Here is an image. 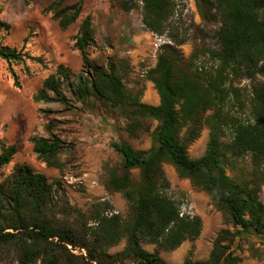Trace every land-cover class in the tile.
Segmentation results:
<instances>
[{"label": "trees", "instance_id": "1", "mask_svg": "<svg viewBox=\"0 0 264 264\" xmlns=\"http://www.w3.org/2000/svg\"><path fill=\"white\" fill-rule=\"evenodd\" d=\"M65 0H52L44 9L61 30L73 24L81 12V0L63 5ZM125 0L122 6L127 11ZM142 25L163 35L173 15V0H141ZM201 18L218 17L217 51L210 55L219 66L214 73L198 72L191 61L180 65L177 41L163 46L154 68L146 73L159 97L157 106L140 102L141 90H128L115 65L98 66L87 58L93 42L90 16L78 27L73 48L78 51L83 69L71 74L62 65L44 79L42 90L33 95L36 103H67L62 91L66 84L76 102L93 97L107 109L117 110L130 121L127 130L133 134L140 120L157 122L153 143L147 151H137L125 143L112 148L121 158L117 169H105L104 187L125 201L127 216L105 214L103 205H95L84 222L83 215L66 201H56L53 185L28 165H17L0 181V263L1 264H167L160 252L170 253L183 243L195 242L202 231L197 215L183 214L180 199L169 194V182L163 165L174 168L177 175L204 192L224 215L234 232L221 230L213 241L205 261L182 264H238L231 250L236 240L245 237L264 239V207L259 193L264 186V0H194ZM9 30V26L1 24ZM194 57V56H193ZM193 59V58H192ZM0 60L42 63L23 49L0 43ZM10 74L17 86L14 72ZM85 70V71H84ZM229 76L252 82L248 90V120L239 121L225 112L230 98L238 97ZM213 110L204 122L209 127V140L203 155L190 159L187 149L199 136L204 112ZM230 130V141L226 131ZM32 150L46 166L56 167L55 157L63 142L56 136L32 137ZM16 153L14 144L0 142V169ZM247 157L248 173L234 180L237 162ZM136 171V175L133 174ZM89 222L92 224L88 226ZM120 252L108 251L120 243ZM144 245L153 247L151 252ZM85 252L74 255L67 248ZM191 253H189L190 256Z\"/></svg>", "mask_w": 264, "mask_h": 264}, {"label": "rangeland", "instance_id": "2", "mask_svg": "<svg viewBox=\"0 0 264 264\" xmlns=\"http://www.w3.org/2000/svg\"><path fill=\"white\" fill-rule=\"evenodd\" d=\"M51 1L0 0V43L23 49L30 56L42 60V63L25 60L18 64L0 60V142L16 146L12 161L0 169V181L17 165L26 164L34 172L44 175L54 186L55 200L66 201L69 207L83 215L84 222L94 206L99 204L106 210L111 208L105 214L111 212L125 217V201L104 187L105 169H117L121 165V158L112 145L125 143L137 151L149 150L157 122L140 120L131 134L127 130L130 121L117 110L103 107L91 96L81 102L74 101L65 83H62V91L67 98L66 104L36 103L33 95L42 90L44 79L55 74L58 65L67 68L71 74L83 69L81 56L73 48V39L82 20L90 16L93 42L86 50L88 60L98 66L115 65L128 90H141L140 102L157 106L159 97L152 82L146 79V73L154 68L163 46L175 47L169 36L177 37V41L186 39L177 47L180 65L186 66L191 61L198 72L214 73L219 64L210 52L218 49V17L211 15L203 20L194 0H173V15L164 34L157 35L142 25L141 0L129 1L127 11L122 9L125 0H81L78 19L61 30L51 14L42 10ZM78 1L65 0L63 5ZM1 24L9 26V30ZM9 69L15 74L17 86ZM256 81L264 82V78L258 76ZM228 83L239 90V94L226 102L224 110L239 121H247L248 90L252 82L229 76ZM212 113L213 110H208L203 114L199 136L187 149L190 159L200 158L205 151L210 130L204 120ZM226 134L222 141L229 143L230 130ZM52 135L63 142L55 157L56 167L41 162L30 143L32 137L49 138ZM249 169L248 158L242 157L237 162L235 174L229 169L226 172L236 180L244 177ZM163 171L170 185L169 194L180 199L183 214L201 218L202 231L195 242H185L175 251L160 252L159 256L167 264H182L187 258L192 262L205 261L217 234L225 229L234 232L235 228L227 223L222 212L204 192L180 178L172 166L164 164ZM133 174L136 175V171ZM259 200L264 207V186ZM91 225L89 222L88 226ZM123 246L122 242L108 253L120 252ZM143 247L149 252L153 250L151 246ZM231 250L240 259L238 264H264L262 238L236 240Z\"/></svg>", "mask_w": 264, "mask_h": 264}, {"label": "built area", "instance_id": "3", "mask_svg": "<svg viewBox=\"0 0 264 264\" xmlns=\"http://www.w3.org/2000/svg\"><path fill=\"white\" fill-rule=\"evenodd\" d=\"M67 248L71 251V253L73 254H77V250H72L70 246H67ZM80 255L85 256V252L83 250H81L80 252H78Z\"/></svg>", "mask_w": 264, "mask_h": 264}, {"label": "crops", "instance_id": "4", "mask_svg": "<svg viewBox=\"0 0 264 264\" xmlns=\"http://www.w3.org/2000/svg\"><path fill=\"white\" fill-rule=\"evenodd\" d=\"M45 7H46V6H45ZM45 7H44V8H45ZM44 8H42V10H43ZM55 22H56V21H55ZM56 24H57V22H56ZM57 26H58V24H57ZM9 28H10V27H9ZM8 46H9V45H8ZM10 47H11V46H10Z\"/></svg>", "mask_w": 264, "mask_h": 264}]
</instances>
